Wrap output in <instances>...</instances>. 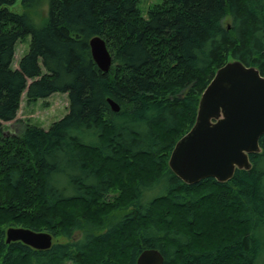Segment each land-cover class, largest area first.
<instances>
[{
  "label": "trees",
  "instance_id": "trees-1",
  "mask_svg": "<svg viewBox=\"0 0 264 264\" xmlns=\"http://www.w3.org/2000/svg\"><path fill=\"white\" fill-rule=\"evenodd\" d=\"M13 2L0 0V264H135L149 248L162 264H264V133L222 182L186 184L166 164L217 67L229 58L264 77V0H159L144 15L137 0ZM53 92L66 112L45 129L15 118L22 93ZM8 226L65 241L5 242Z\"/></svg>",
  "mask_w": 264,
  "mask_h": 264
},
{
  "label": "water",
  "instance_id": "water-1",
  "mask_svg": "<svg viewBox=\"0 0 264 264\" xmlns=\"http://www.w3.org/2000/svg\"><path fill=\"white\" fill-rule=\"evenodd\" d=\"M96 67L107 71L110 54L104 40L92 36L87 41ZM110 110L117 105L106 100ZM264 133V77L253 66L228 60L216 68L199 94L190 127L172 145L167 167L182 182L192 184L211 177L230 178L234 169L249 167L248 154L258 151V137ZM4 241H20L33 249H45L51 235L24 227L8 226ZM155 249H143L135 264H162Z\"/></svg>",
  "mask_w": 264,
  "mask_h": 264
},
{
  "label": "rangeland",
  "instance_id": "rangeland-1",
  "mask_svg": "<svg viewBox=\"0 0 264 264\" xmlns=\"http://www.w3.org/2000/svg\"><path fill=\"white\" fill-rule=\"evenodd\" d=\"M159 0H137V8L141 15H144L146 8L152 3L158 2ZM7 9L12 12H21L22 8L19 4V0H14V2L7 6ZM32 16L37 21L44 15L43 10L33 11ZM226 21V18L224 19ZM28 35L24 36L22 40L16 41L13 49V56L10 63V67L14 68L16 66L17 59L21 54L26 51L28 43ZM229 60V58L227 59ZM67 98L65 93L53 92L46 98L36 99L32 102H26L24 100L23 93L20 95L18 102V107L15 112V118L24 121L28 124H33L45 129L48 124L58 118H60L66 112ZM4 131L8 133H13L10 126L11 122H2ZM10 128V129H9ZM17 227V226H12ZM5 230V229H4ZM43 231V230H40ZM46 232V231H45ZM51 235V234H50ZM65 241L61 236H52L51 243Z\"/></svg>",
  "mask_w": 264,
  "mask_h": 264
}]
</instances>
